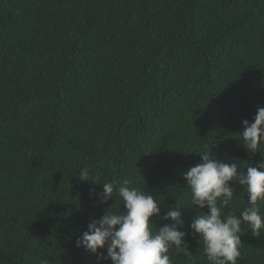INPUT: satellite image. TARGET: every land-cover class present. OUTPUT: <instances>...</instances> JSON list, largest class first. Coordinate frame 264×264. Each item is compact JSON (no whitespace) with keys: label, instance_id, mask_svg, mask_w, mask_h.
I'll return each instance as SVG.
<instances>
[{"label":"trees","instance_id":"obj_1","mask_svg":"<svg viewBox=\"0 0 264 264\" xmlns=\"http://www.w3.org/2000/svg\"><path fill=\"white\" fill-rule=\"evenodd\" d=\"M258 107L264 0H0V264H98L76 241L124 206L100 203L84 167L161 203L153 231L182 208L188 252L171 262L210 264L182 173L205 152L255 167L264 145L247 152L239 132ZM232 186L222 219L251 206ZM239 235L236 264H264V231Z\"/></svg>","mask_w":264,"mask_h":264},{"label":"clouds","instance_id":"obj_2","mask_svg":"<svg viewBox=\"0 0 264 264\" xmlns=\"http://www.w3.org/2000/svg\"><path fill=\"white\" fill-rule=\"evenodd\" d=\"M240 141L249 153L259 152L264 145V107H258L253 121H242ZM246 169V170H245ZM81 181L102 184V191L94 193L100 203L107 204L118 192L122 198L123 212L109 211L93 219L76 241L77 247L97 257L98 264L111 261V264H172L168 255L171 249L177 254L188 252L185 240L187 233L180 231L184 221L182 208H171L162 217L163 226L153 231L150 217L158 216L160 204L151 194L135 187H129L125 180L118 187L112 182L98 183L90 178V169L84 167L77 174ZM186 186L191 191V207L197 215L190 224L194 236L202 238L203 250L210 264H236L240 256V233L242 224L248 226L253 235L264 231V216L258 201H264V159L254 167L243 170L237 163L224 162L211 153L201 154V163L182 173ZM233 182L244 186L250 207L239 216L228 214L221 218L222 208L234 197ZM219 205V206H218ZM207 208V212L201 210Z\"/></svg>","mask_w":264,"mask_h":264}]
</instances>
